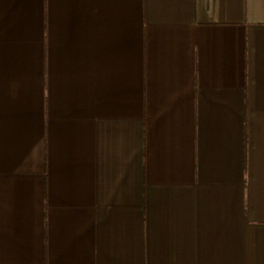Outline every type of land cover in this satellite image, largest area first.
<instances>
[{
    "label": "crops",
    "instance_id": "obj_1",
    "mask_svg": "<svg viewBox=\"0 0 264 264\" xmlns=\"http://www.w3.org/2000/svg\"><path fill=\"white\" fill-rule=\"evenodd\" d=\"M0 264H264V0H0Z\"/></svg>",
    "mask_w": 264,
    "mask_h": 264
}]
</instances>
